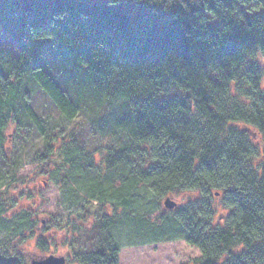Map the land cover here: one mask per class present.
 <instances>
[{
	"label": "trees",
	"instance_id": "1",
	"mask_svg": "<svg viewBox=\"0 0 264 264\" xmlns=\"http://www.w3.org/2000/svg\"><path fill=\"white\" fill-rule=\"evenodd\" d=\"M23 2L21 55H0V156L5 162L11 153L4 146L10 125L18 133V118H28L47 144L41 160L57 162L50 174L62 175L74 212L37 247L47 252L94 228L100 246L68 263L119 264L124 237L130 247L183 240L200 250L198 264H264V70L257 62L264 61V0H192L159 15L152 5L136 9L138 16L130 0ZM38 40L76 75L70 93L66 79L34 57ZM27 78L67 121L93 107L89 128L98 145L50 132L24 94ZM117 136L124 140L113 150ZM100 148L106 153L97 165ZM187 193L199 195L173 200ZM215 201L227 211L221 222ZM14 206L0 196V230L22 238L36 221ZM6 258L0 264H28L18 254Z\"/></svg>",
	"mask_w": 264,
	"mask_h": 264
},
{
	"label": "rangeland",
	"instance_id": "2",
	"mask_svg": "<svg viewBox=\"0 0 264 264\" xmlns=\"http://www.w3.org/2000/svg\"><path fill=\"white\" fill-rule=\"evenodd\" d=\"M130 1H132L131 5L134 7V14L138 16L136 9L150 10L151 6L154 5L153 12L159 15L163 11H172L176 7L184 9L192 0ZM42 2H46V0H42ZM23 10V0H0V55H2L3 49H7L13 54H11L13 58L20 57L22 52L20 22L23 18ZM34 46V57L36 56L38 60L44 59L45 68L51 76L65 78V89L70 93L74 83L72 78H76V75H69L71 72L69 65L49 53L51 48L49 42L38 40ZM257 62L264 70V61L258 59ZM261 87L264 90V76ZM23 91L30 98L32 109L43 119L46 128L50 132L59 137L62 135L78 136L93 148L98 145L99 139L95 137L93 130L89 128V120L93 119L90 115L93 107L88 109L87 117L81 114L76 120L67 121L36 82L27 78L24 81ZM98 114H102V109L98 110ZM18 123L21 126L18 133L15 131V123L10 125L7 132L9 138L4 146L11 151L7 157L8 161L3 162L0 156V196L4 199H14L15 206L13 209H17L16 214L29 210L36 224L22 238H16L0 230V262H6L8 254H18L25 262L31 264L32 260H41L51 255L65 256L68 259L73 257L75 252L90 253L95 251L97 245L100 246L102 236L95 232L94 228L83 230L81 237L76 240L70 239V242L55 241L54 244H50L47 252L37 247L39 239H49L51 235L57 234L58 230L66 225L67 216L72 217L74 212L68 208L69 202L64 198L61 188L62 175H59L57 179H53L50 174V172L55 171V168L59 167L57 162L50 160L43 162L41 160L47 145L45 139L42 138L38 128L30 123L28 118L19 117ZM115 134L116 132H114ZM112 140L111 145L113 150H116L119 148L118 143H122L124 138L117 136ZM105 153L104 148H100L99 152L96 153L97 165L101 163ZM13 164H15L14 170L11 168ZM65 172L62 170V173ZM6 175H8V178ZM198 195V193L181 194L175 196L173 200L181 203L196 199ZM159 204L162 208L163 201ZM215 210V217L217 220L220 218L219 221L221 222L224 219L221 214L227 213V211L219 201H215ZM85 211L88 212V210ZM82 219H84V216ZM82 222L87 224L84 220ZM120 242L122 243V249L119 255V264H198V259L202 257L198 248L188 245L183 240L153 244L146 242V244H139L134 247L128 246L127 238L122 237Z\"/></svg>",
	"mask_w": 264,
	"mask_h": 264
},
{
	"label": "water",
	"instance_id": "3",
	"mask_svg": "<svg viewBox=\"0 0 264 264\" xmlns=\"http://www.w3.org/2000/svg\"><path fill=\"white\" fill-rule=\"evenodd\" d=\"M165 206L167 209H174L176 204L172 200L167 199ZM31 264H68V259L65 256L57 257L51 255L41 260H32Z\"/></svg>",
	"mask_w": 264,
	"mask_h": 264
}]
</instances>
